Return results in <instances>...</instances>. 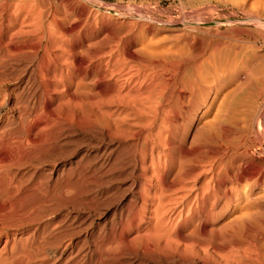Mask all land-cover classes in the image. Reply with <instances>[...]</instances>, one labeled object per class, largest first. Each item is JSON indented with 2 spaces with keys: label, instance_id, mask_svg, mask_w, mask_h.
Here are the masks:
<instances>
[{
  "label": "bare ground",
  "instance_id": "bare-ground-1",
  "mask_svg": "<svg viewBox=\"0 0 264 264\" xmlns=\"http://www.w3.org/2000/svg\"><path fill=\"white\" fill-rule=\"evenodd\" d=\"M59 2L0 0V205L16 192L7 166L73 152L74 162L43 170L72 190L69 198L56 195L77 211L53 223L48 206H23L9 217L14 229L3 252L32 260L48 250L53 264H264V168H242L254 148L264 154L249 123L264 99L257 54L218 56L194 84L180 85L168 60H146L139 47L134 59L118 41L96 51L91 38L65 29L71 18ZM7 79L12 85L2 90ZM234 79L243 80L235 92L245 91L252 103H237L227 97L232 93L212 114ZM101 81L105 91L96 90Z\"/></svg>",
  "mask_w": 264,
  "mask_h": 264
},
{
  "label": "rangeland",
  "instance_id": "rangeland-1",
  "mask_svg": "<svg viewBox=\"0 0 264 264\" xmlns=\"http://www.w3.org/2000/svg\"><path fill=\"white\" fill-rule=\"evenodd\" d=\"M55 1L57 2L60 1L59 3L62 6L66 5L64 9L67 8L65 11L66 13H69L67 14V17L74 19V20H71L70 18H69L70 20L68 19L69 23L67 22L68 24L67 25L65 24L64 26L65 29L67 31H74L75 34L78 33L79 34V35L77 34L78 38L81 37V39H83L84 41H87L88 38H91V39H88L87 42L94 43L95 41L97 44L96 51L107 50L111 48V46L113 47V45L115 47L114 43L118 41L117 42L118 44L116 43L117 47L119 46L123 47L124 49L121 48V50L122 51L125 50V53L128 54L130 58L134 59L136 57L137 58L139 57L138 53L135 52L136 50H138L137 47H139L141 51L138 50V52L140 51L146 60L150 59L151 61L154 60L155 62H161V63L166 62L168 60L166 62L167 67L166 66L165 67L168 68L170 66L168 69L171 71L175 69L174 71L177 74L178 82L180 85L185 84L186 82H187V85L190 82H191L190 85L194 84L195 81H193V79L194 80L197 79L196 77L199 75L198 72L199 73L200 71L202 72L203 69L208 64H211L212 60L215 62L217 61L216 60L217 58L231 51H232L230 53L231 55H234L237 53L241 54L245 52L257 54L259 58L255 54L254 56H256L257 60L260 63L258 70L261 73L262 69H264V59H263L264 58V0H261V1L259 0V2H257L258 0H255V1L253 0H247V1L246 0H242V1L241 0H55ZM262 2H263V5L257 6V5H260ZM253 6H255V8H253ZM258 9L260 10V12H258ZM244 12L246 13V15ZM258 13H261V14L259 15V18H256ZM70 23L72 26L70 25ZM73 26H76V27H73ZM101 40L106 41V42L104 43L102 41V43H100ZM112 40L114 41V43ZM139 43L142 44L143 46L140 45ZM215 45L219 46V48L218 46H216L217 48L216 51H214ZM152 46H153V49H152ZM97 47L99 48L102 47V49H98ZM142 47L147 48L148 51L151 50V52H146V49H143ZM159 48L163 49L162 53H160L161 51L156 52V50L159 51ZM169 48H171L172 50ZM219 49L221 50L218 51ZM145 52L148 54L145 55ZM172 52L175 55H173ZM213 52L215 53L220 52V53H218L219 55L215 54L216 56L215 55L213 56L214 54ZM153 53L158 58H160V55H161L160 59L165 60V61H162L158 59L157 57H154ZM149 54L151 57L148 56ZM151 54H153V57ZM162 54L163 55L166 54L168 57L165 56V58H162L164 57ZM174 57H175V61L179 63L177 64L176 62H174L176 63L175 66L172 65L174 63L171 62V61H174ZM261 58L263 59L262 61H260ZM203 60L205 62L207 61L206 62L207 64L204 63ZM197 61L198 62L201 61L200 62L201 66L199 65V63H197ZM214 62H212V64ZM196 63L198 64V67L200 66V69L198 67H195L197 66ZM203 64L204 66H202ZM172 67L173 69H171ZM176 69H179L180 71L179 70L176 71ZM263 71H262V74L260 73L259 74L264 78ZM188 77L190 80L188 79ZM179 78L182 80H180ZM10 80L11 79H7L5 80L6 82L4 81L3 83L4 86L3 84L1 86L2 90H4L5 88L6 89L10 88L9 86H11L13 82V80L11 81ZM240 83L243 84L242 79H234V80H230V82H228L226 86H224L222 91L216 96V99L213 105V107L214 106L215 107L211 108L212 114L215 112V109L218 103L220 104L222 98L225 95H229V94L231 95L232 93L234 94L236 93L235 92L236 89H238V87H241ZM97 86H96V90L98 91L106 90V85H105V82L103 81L98 82ZM183 92L181 91L182 95L188 94V92L185 90ZM199 97L200 95L197 98L198 100L201 99V97L200 99ZM227 97L237 103L245 104L246 107L248 106V104L250 105L252 103L249 95L245 93V91L241 92L239 90L238 93L235 94V96L233 97L227 96ZM212 99L213 97L211 98V100H208V101L212 102ZM230 99L228 100L230 101ZM200 120H201L200 122H202L203 119H200ZM249 123L251 124L252 132H254L253 133L254 143L258 144L262 142L264 146V99L263 98L258 99L257 109L254 110V112L250 115ZM250 152H251V156L249 157L248 160H246L243 163L242 168L248 167V168H253L256 170H259L261 167L264 168V154L262 153V148H259V149L254 148ZM72 153L70 154L69 152H67V153L62 154L61 156L57 155V158L56 156L53 157L54 159L49 158L43 161L42 164L36 162L35 165L33 166L29 164L27 165L24 164V166L23 165L21 166L20 165L19 166L10 165L9 166L10 168H12V166L16 167V168L13 167L11 169L12 171L10 170V168H8V166L5 168L4 173H5V176L7 177L6 180H8L9 178V180L13 181V183L10 181V184L12 185V187L14 185L15 188L14 189L12 188V190L13 192L16 191L17 193L15 192L14 199L12 196L13 194L12 195L9 193L7 195L5 194L7 199L5 198L4 209L0 205V211H3V210L5 211V212L4 211L0 212L1 214L0 219H5L4 221L3 220L0 221L1 222L0 230L2 228V230L0 231L2 232L0 233V264H23V263L36 264L37 262H38L37 264H41V263L50 264V262L51 264L54 263L53 256L51 255V253H48V250L35 253L34 256L32 257V260L34 261H32L31 259L27 260V257L24 256L25 254L23 255L21 254L22 256L19 254L17 256V259L15 260L14 259L15 256L13 257V256H10L8 252H5V253L3 252L4 250L2 249V244L4 242L7 232L10 233L14 229L12 225L9 226V223L10 222L12 223V218H9V217L12 216V213L14 211L20 210L23 206H28V208L36 207L39 205L48 206L50 215L52 216L53 214L55 215L53 223L57 222L62 217V215L66 213V211H71L73 213H76L77 210L69 209L68 205L66 206L65 204L59 202L60 200L59 198L71 197V195H73L72 190L69 187H67V185L64 182L56 183L54 178L48 181V179L46 178V173L43 170L44 167L51 166V164L60 166L63 162H67V161L74 162L79 157V154L72 155ZM37 164L38 166H41V168H39L40 170H37L38 172L36 171L35 173H32L33 170L31 169H34L33 167H35ZM26 168L30 169V172L26 174H22L21 172L25 171ZM8 170L10 172H8ZM11 176H14L16 179ZM30 178H32L33 180ZM31 189L33 190L31 191ZM54 190L56 191L55 194H54L55 192ZM18 191L21 195H19ZM33 192L35 194H33ZM56 194L59 196V198ZM61 194H62V197H60ZM38 195H39V198H38ZM22 196L23 197L25 196V197L23 198ZM9 197L11 198V200L13 199L12 201H13V205L15 209L13 205L11 204L12 201L10 200L11 202H9L8 200L10 199ZM45 197L48 203L44 202ZM15 198H18V199L15 200ZM38 199L39 201L43 203L39 202ZM37 203L38 205H36ZM8 206H9L8 210H11L9 212L5 208ZM17 206L18 208L16 209ZM65 206L67 207V209H65L66 208ZM85 210L86 209L84 210L81 209L80 212H86L87 210L86 211ZM6 218L7 219L9 218V220L6 221ZM5 224H7V226ZM2 225H5V226H2ZM23 237L24 236H22V238ZM11 244L12 242L9 243V246ZM43 255L47 257L44 256L45 257L44 258L42 257ZM23 259L26 261H24ZM20 260H23L24 262Z\"/></svg>",
  "mask_w": 264,
  "mask_h": 264
}]
</instances>
